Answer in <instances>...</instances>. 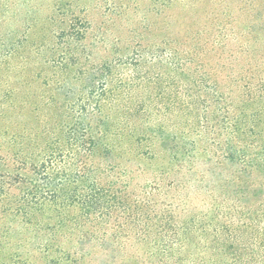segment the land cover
<instances>
[{
    "label": "trees",
    "instance_id": "obj_1",
    "mask_svg": "<svg viewBox=\"0 0 264 264\" xmlns=\"http://www.w3.org/2000/svg\"><path fill=\"white\" fill-rule=\"evenodd\" d=\"M242 1L215 6L182 52L154 56L174 86L154 114L137 98L156 86L136 76L140 63L115 77L109 59L83 70L70 52L54 62L40 145L24 135L22 86L8 81L0 264H264V0ZM21 56L0 54V71Z\"/></svg>",
    "mask_w": 264,
    "mask_h": 264
},
{
    "label": "rangeland",
    "instance_id": "obj_2",
    "mask_svg": "<svg viewBox=\"0 0 264 264\" xmlns=\"http://www.w3.org/2000/svg\"><path fill=\"white\" fill-rule=\"evenodd\" d=\"M223 4L247 8L242 0H0V54L6 55L10 47H17L22 56L12 65L23 77L13 78L15 68L0 71L4 83L0 96L10 80L22 86L17 98L26 102L20 118L24 135H37V141L43 144L39 135L44 129L43 121L53 122L54 104L51 102L45 108L44 101L54 97V62L71 52L80 59L83 70L97 69L109 59L115 77L135 69L132 62L140 63L136 76L147 72L156 86L151 84L152 90L143 89L137 98L151 104L154 114L158 105L167 107L174 86L166 67H161V63L156 66L151 60L155 56L165 61L170 52L186 49L200 29L208 30L204 23L212 9L218 5L222 9ZM160 73L168 79L155 77ZM34 75L36 78L32 79ZM71 81L82 85L80 81ZM114 83L120 86L116 78ZM137 90L133 88L132 95ZM149 95L153 101H149ZM70 96L75 95L70 92ZM166 111H162L164 115ZM8 114L11 115L10 111ZM2 155L7 157L5 164L15 165L12 155ZM147 178L143 175L139 181ZM8 222L7 213L0 212V226Z\"/></svg>",
    "mask_w": 264,
    "mask_h": 264
}]
</instances>
